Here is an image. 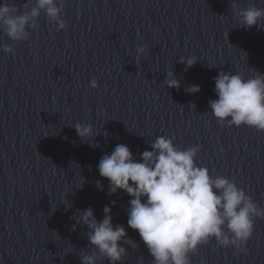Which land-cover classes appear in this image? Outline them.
Instances as JSON below:
<instances>
[{
    "label": "water",
    "instance_id": "obj_1",
    "mask_svg": "<svg viewBox=\"0 0 264 264\" xmlns=\"http://www.w3.org/2000/svg\"><path fill=\"white\" fill-rule=\"evenodd\" d=\"M8 2L23 14L36 0ZM232 3L65 0L64 29L41 10L21 41L0 23V264H81L82 255L94 253L96 264H109L88 242L87 226L76 222L87 207L102 219L105 205L113 224L139 244H125L117 264H153L127 226L130 197L122 190L110 195L97 168L120 143L136 159L161 135L182 150L199 146L198 166L213 178L234 179L264 208V130L221 124L208 103L217 98L219 72L264 74V26L240 25ZM236 3L264 8V0ZM5 45L12 50L4 53ZM139 45L146 56L137 57ZM180 57L197 60L187 67ZM168 71L179 88L165 85ZM93 78L99 87H90ZM191 85L200 91L189 93ZM78 122L92 124L93 134L81 138ZM245 249L237 253L212 238L190 257L192 264H264V217L254 218Z\"/></svg>",
    "mask_w": 264,
    "mask_h": 264
},
{
    "label": "clouds",
    "instance_id": "obj_2",
    "mask_svg": "<svg viewBox=\"0 0 264 264\" xmlns=\"http://www.w3.org/2000/svg\"><path fill=\"white\" fill-rule=\"evenodd\" d=\"M57 0H36L29 12L18 13L15 5L0 0V23L7 36L14 41L26 40L28 28H35V18L44 10L57 30L66 22L60 18L61 8ZM232 8L239 24L251 28L264 26V8L255 5L238 8L233 0ZM12 49L5 45L4 53ZM137 57L148 54L145 45L136 49ZM196 57H180V62L191 67ZM164 81L168 87H180V80L168 71ZM216 99L209 100L212 115L229 126L247 125L264 130V74L245 78L241 73L221 71L213 78ZM91 88L99 87L95 78ZM189 93L200 91L199 85L186 89ZM81 138L93 134V125L76 123ZM200 151L193 145L186 149L177 147L172 138L157 136L151 150H144L139 159L129 146L117 144L110 154L105 153L97 165L99 175L109 181V194L125 192L129 197L127 226L136 230L148 249L153 264H192L190 254L200 245L215 238L222 247L234 246L237 253L245 246L254 232V218L264 217V208L226 176L213 178L207 167L198 166L195 158ZM98 188H102L97 181ZM115 204V201H112ZM78 224L87 226L88 242L98 250L109 264H117L127 254L125 244L136 248L123 224H113L111 206L103 208V218L98 219L94 210L87 207L79 212ZM96 255H82L81 264H96Z\"/></svg>",
    "mask_w": 264,
    "mask_h": 264
}]
</instances>
